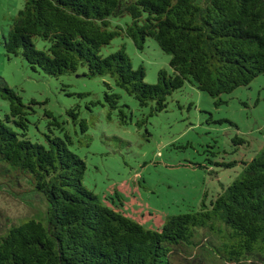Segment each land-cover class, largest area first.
<instances>
[{
	"label": "trees",
	"instance_id": "obj_1",
	"mask_svg": "<svg viewBox=\"0 0 264 264\" xmlns=\"http://www.w3.org/2000/svg\"><path fill=\"white\" fill-rule=\"evenodd\" d=\"M125 15L124 26L111 25L110 17ZM116 36L137 48L154 39L170 54L171 70L159 69L148 83L124 44L102 55ZM2 47L33 71L59 76L84 65L88 77L108 75L149 114L165 109L185 81L219 104L222 94L264 73V0H23ZM105 84L104 100L127 123L120 94ZM0 97L8 101L0 118V182L22 179L46 203L41 218L0 225V264H264V146L208 202L147 228L83 184L86 163L57 115L45 109L46 130L32 136L36 101L24 102L2 77Z\"/></svg>",
	"mask_w": 264,
	"mask_h": 264
},
{
	"label": "rangeland",
	"instance_id": "obj_2",
	"mask_svg": "<svg viewBox=\"0 0 264 264\" xmlns=\"http://www.w3.org/2000/svg\"><path fill=\"white\" fill-rule=\"evenodd\" d=\"M23 0H0V77L24 102L34 99L30 133L42 137L51 110L73 138V148L84 159L83 184L105 204L112 205L147 228H160L167 216L208 202L221 192L264 146V73L247 85L221 95L216 104L189 81L167 96L165 109L149 114L135 98L114 85L108 75L88 77L84 65L52 76L33 71L20 54L9 58L2 35ZM129 15L110 17L111 25ZM36 46L43 47L37 39ZM124 44L133 68L142 65L144 80L154 83L161 68L171 70L170 54L152 38L137 48L128 36H116L101 48L106 55ZM109 83L120 94L127 114L122 123L117 108L104 100ZM109 91V90H108ZM73 108V115L67 110ZM8 101L0 97V118ZM57 133L58 129L55 130ZM44 199L26 181L0 182V225L41 218Z\"/></svg>",
	"mask_w": 264,
	"mask_h": 264
}]
</instances>
